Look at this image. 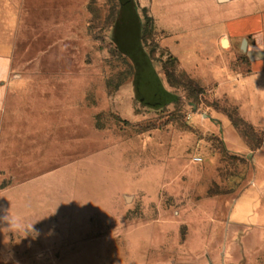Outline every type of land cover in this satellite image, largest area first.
I'll return each instance as SVG.
<instances>
[{
  "label": "rangeland",
  "instance_id": "rangeland-1",
  "mask_svg": "<svg viewBox=\"0 0 264 264\" xmlns=\"http://www.w3.org/2000/svg\"><path fill=\"white\" fill-rule=\"evenodd\" d=\"M20 1L11 103H52L0 141V264H264V77L244 54L175 61L139 0Z\"/></svg>",
  "mask_w": 264,
  "mask_h": 264
},
{
  "label": "crops",
  "instance_id": "crops-1",
  "mask_svg": "<svg viewBox=\"0 0 264 264\" xmlns=\"http://www.w3.org/2000/svg\"><path fill=\"white\" fill-rule=\"evenodd\" d=\"M139 3L162 36L161 46L178 62H207V48L221 51L226 40L231 51L244 54L257 77H264V0H139ZM24 12L20 0H0V141L5 145L16 143L22 136L18 129L28 123L33 125L38 110L46 116L48 104L52 103V98L46 103L36 101L26 106L18 105L17 101L11 103L10 98L18 94L17 79L21 78L15 75L14 64ZM40 135L44 136L41 132Z\"/></svg>",
  "mask_w": 264,
  "mask_h": 264
},
{
  "label": "trees",
  "instance_id": "trees-1",
  "mask_svg": "<svg viewBox=\"0 0 264 264\" xmlns=\"http://www.w3.org/2000/svg\"><path fill=\"white\" fill-rule=\"evenodd\" d=\"M152 21V20H151ZM126 53L129 55L130 54V52H128V51H126ZM171 58L173 57V56H170ZM173 59L175 60V61H177V59L176 58H174L173 57ZM149 69H151L150 67H149ZM147 74H144V73H141L140 71H139V73H138V76H137V82H136V85H137V90H138V98H139V100H141L142 102H144L145 100H144V97H143V95L140 93V86H142V85H145V87L147 86L146 84H147V82L149 83V80L148 79H145V76H146ZM147 80V81H146ZM139 88V89H138ZM151 88V87H150ZM151 93H152V91H151ZM151 106V105H150Z\"/></svg>",
  "mask_w": 264,
  "mask_h": 264
},
{
  "label": "clouds",
  "instance_id": "clouds-1",
  "mask_svg": "<svg viewBox=\"0 0 264 264\" xmlns=\"http://www.w3.org/2000/svg\"><path fill=\"white\" fill-rule=\"evenodd\" d=\"M9 228H12V229H18L19 228V224L18 223H15V222H12V221H9ZM31 229H32V226H31Z\"/></svg>",
  "mask_w": 264,
  "mask_h": 264
},
{
  "label": "built area",
  "instance_id": "built-area-1",
  "mask_svg": "<svg viewBox=\"0 0 264 264\" xmlns=\"http://www.w3.org/2000/svg\"><path fill=\"white\" fill-rule=\"evenodd\" d=\"M194 162H196V163H201V162H202V158H200V157H195V158H194Z\"/></svg>",
  "mask_w": 264,
  "mask_h": 264
},
{
  "label": "water",
  "instance_id": "water-1",
  "mask_svg": "<svg viewBox=\"0 0 264 264\" xmlns=\"http://www.w3.org/2000/svg\"><path fill=\"white\" fill-rule=\"evenodd\" d=\"M223 47H227V41L226 40H223Z\"/></svg>",
  "mask_w": 264,
  "mask_h": 264
},
{
  "label": "bare ground",
  "instance_id": "bare-ground-1",
  "mask_svg": "<svg viewBox=\"0 0 264 264\" xmlns=\"http://www.w3.org/2000/svg\"><path fill=\"white\" fill-rule=\"evenodd\" d=\"M228 44V43H227Z\"/></svg>",
  "mask_w": 264,
  "mask_h": 264
}]
</instances>
